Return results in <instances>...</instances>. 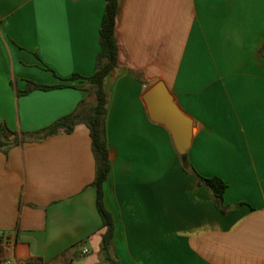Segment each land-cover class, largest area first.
Masks as SVG:
<instances>
[{
	"label": "crops",
	"instance_id": "1",
	"mask_svg": "<svg viewBox=\"0 0 264 264\" xmlns=\"http://www.w3.org/2000/svg\"><path fill=\"white\" fill-rule=\"evenodd\" d=\"M106 0H0V123L37 132L95 99ZM106 77L104 202L120 264H264V0H121ZM169 88L195 126L185 168L145 92ZM90 129L0 150V264H106ZM84 249H88L87 252Z\"/></svg>",
	"mask_w": 264,
	"mask_h": 264
},
{
	"label": "trees",
	"instance_id": "2",
	"mask_svg": "<svg viewBox=\"0 0 264 264\" xmlns=\"http://www.w3.org/2000/svg\"><path fill=\"white\" fill-rule=\"evenodd\" d=\"M121 0H106V7L100 27V51L97 55L95 71L91 76L82 77L74 74L70 78H63V83L55 86H46L30 83L24 92H29L34 88H53L56 86L68 85L67 81L73 79H83V87L94 94V102L86 110L83 105L75 112L68 114L46 129L37 132H18L11 129L6 123H0V150H8L16 144L23 143L31 138H44L48 135L60 131L71 132L75 126L84 122L90 129L92 147L96 157V177L92 185L97 190V205L103 217L104 226L107 227L103 235L101 253L106 264H120L111 252V239L114 231V219L104 202V183L111 171L110 151L107 144L106 117L108 92L105 86L106 77L118 66L119 63V43L116 36V23L120 10ZM194 174L199 183L208 186L215 197L219 207H222L224 192L227 183L219 176L206 177L201 175L190 163L185 166ZM72 264V263H70Z\"/></svg>",
	"mask_w": 264,
	"mask_h": 264
},
{
	"label": "water",
	"instance_id": "3",
	"mask_svg": "<svg viewBox=\"0 0 264 264\" xmlns=\"http://www.w3.org/2000/svg\"><path fill=\"white\" fill-rule=\"evenodd\" d=\"M150 116L167 126L173 136L184 166L189 165V149L195 132L194 121L176 102L163 81H158L145 92Z\"/></svg>",
	"mask_w": 264,
	"mask_h": 264
},
{
	"label": "built area",
	"instance_id": "4",
	"mask_svg": "<svg viewBox=\"0 0 264 264\" xmlns=\"http://www.w3.org/2000/svg\"><path fill=\"white\" fill-rule=\"evenodd\" d=\"M84 251L87 252L88 249H84ZM7 263H8V264H12L13 262H12V260H7Z\"/></svg>",
	"mask_w": 264,
	"mask_h": 264
}]
</instances>
